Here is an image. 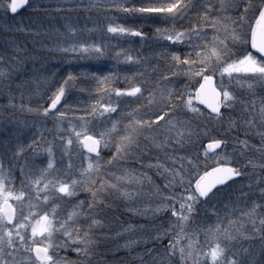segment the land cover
Returning a JSON list of instances; mask_svg holds the SVG:
<instances>
[{
  "label": "snow or ice",
  "instance_id": "obj_1",
  "mask_svg": "<svg viewBox=\"0 0 264 264\" xmlns=\"http://www.w3.org/2000/svg\"><path fill=\"white\" fill-rule=\"evenodd\" d=\"M0 19L25 37L0 42V121L53 124L0 140V264H264V0H0ZM108 58L152 73L75 71Z\"/></svg>",
  "mask_w": 264,
  "mask_h": 264
},
{
  "label": "rangeland",
  "instance_id": "obj_2",
  "mask_svg": "<svg viewBox=\"0 0 264 264\" xmlns=\"http://www.w3.org/2000/svg\"><path fill=\"white\" fill-rule=\"evenodd\" d=\"M26 11H27V13H24V14H21L19 17H17L16 19L17 20H20V18L21 17H23L24 18V21L27 23L28 22V18L31 16V15H33L32 14V12H31V9H26ZM192 14H195V11L193 10L191 13H190V15H192ZM186 22V21H185ZM3 23H4V21L2 20V19H0V24L1 25H3ZM9 23H11V21H9ZM81 26L83 27L84 26V24H85V21L84 20H81ZM87 26L89 27V28H92L93 27V24L89 21V22H87ZM147 30H150L151 31V29H147L146 28V31ZM151 34H152V32H151ZM89 35H92V36H95V38H97V39H99V36L96 34V33H90ZM109 35H111V34H109ZM211 36V32H210V30H209V37ZM138 43V45L140 46V48L142 47V45H141V43H140V41H139V38H133V37H128V38H124V37H121V38H119V39H112L111 41H110V43L112 44V45H116V44H118L119 43V45L120 46H122L123 48H126V47H128L129 46V48L128 49H130L131 47L130 46H132V44L133 43ZM159 43H164L163 41H160ZM177 47H180L181 49H182V47L183 46H177ZM117 50H119V49H117ZM143 50H144V55L145 56H148V55H150L151 53H150V49H148V48H146V47H144L143 48ZM58 59L59 58H57V59H55V60H53L52 61V65H50V66H52V67H62V66H68L67 64H62V63H59L58 62ZM121 59H123V58H121ZM85 61H81L80 62V64L82 63H84ZM89 63H92V61H88ZM105 62H107V63H109V66H111V70L114 72V73H117L118 75H119V77H120V79L119 80H117L116 81V86H118V87H120V85L123 83V82H125L124 81V76H131L134 72H136V71H144V73L147 75L148 73V70H149V68L147 67V66H143V67H140L139 69H137L135 66H130V65H128V64H124V63H117V61L115 60V59H112V58H108V59H105V60H103V61H101V62H96V61H94V64L92 65V66H94L95 68H99L100 67V65H101V63H105ZM39 64H36L35 65V67L36 68H38L37 66H38ZM40 67V66H39ZM32 68H33V65H32ZM110 68V67H109ZM152 70V69H151ZM183 79V81H184V83H188V81H187V78L186 77H184V76H180L179 77V79ZM218 78V77H217ZM179 84V83H178ZM177 84V85H178ZM176 85V86H177ZM198 85H196V87H197ZM121 88V87H120ZM125 88V87H124ZM189 91H191V92H193L194 93V91H195V89L194 88H190L189 89ZM84 96H86V95H84ZM87 97V96H86ZM82 98H83V96H82ZM114 99H115V97H113ZM87 99V98H86ZM0 101H2V98H0ZM34 101H35V98H34ZM27 102V101H26ZM77 115H82V113H77ZM113 115H116V114H113ZM115 117V116H114ZM17 118L20 120V121H22L24 124H27L28 126L27 127H24V126H21L20 128H17L16 127V125H14V124H9L10 125V130H12L13 132H14V130L15 131H18V132H22L23 133V137L22 138H29V137H31L34 133L37 135V137L39 136V133L40 132H44V134L47 136V138L49 139V140H51L52 139V134H50V133H48L47 131H45L46 129H52L53 128V124H52V121L51 120H49V121H47L46 123H44V124H40V125H36L35 127H32L31 125H32V122H33V120H34V117L32 116V115H30V114H27V113H17ZM69 118L70 119H72L73 120V122L74 123H76V124H78L79 122L78 121H76L75 120V118L72 116V114L70 113L69 114ZM90 126V125H89ZM61 127L62 128H67V121L63 124V125H61ZM79 130V129H78ZM6 132V134H9L10 132L9 131H5ZM9 135H11V134H9ZM69 147V150L70 151H72V152H75L76 151V145L74 144V145H72V146H68ZM106 153H107V150H106ZM60 155H61V153H60V150H59V148H57L56 150H55V159L58 161L59 160V158H60ZM41 158H44V157H41ZM74 159H75V157H74ZM76 163H79V160H76ZM86 165H87V162H85V164H84V166L86 167ZM137 167L139 168V165H137ZM141 171H143V169H140ZM143 202H146V199L144 200V201H140V200H137V204H141V203H143ZM24 209H25V211L27 212V201L25 202V205H24ZM236 216H234L233 215V219H235L236 217H238L239 215H240V213H239V211H237L236 213ZM142 219V218H141ZM143 220V219H142ZM140 223H144V220L143 221H141ZM225 223H227V221L225 220ZM201 242H203L204 241V237L203 236H201ZM245 246H247V244H245Z\"/></svg>",
  "mask_w": 264,
  "mask_h": 264
},
{
  "label": "trees",
  "instance_id": "obj_3",
  "mask_svg": "<svg viewBox=\"0 0 264 264\" xmlns=\"http://www.w3.org/2000/svg\"><path fill=\"white\" fill-rule=\"evenodd\" d=\"M24 13H27V11H26V9L24 10V11H22L21 13H20V15L21 14H24ZM33 14V13H32ZM191 16H195V14H192ZM0 26H2L1 24H0ZM147 32H148V34L149 35H151V31L150 30H147ZM15 36L16 37V39H18V40H24L25 39V37L23 36V35H21V34H19V33H14V32H3V31H0V42H2L3 41V39L7 36V37H11V36ZM29 39H31V37H29ZM39 39V38H38ZM120 47H122V46H120ZM131 48H130V50L133 52V54H135L136 52H138V51H141L142 50V47L140 48V46L138 45V43H133L132 44V46H130ZM123 48V47H122ZM129 48V46L128 47H126L125 49H128ZM142 54L144 55V50L142 51ZM53 60H55V59H53ZM52 60V61H53ZM52 61H51V63H50V65H52ZM94 64V61H92V63H89L88 61H85L83 64L81 63L80 65L81 66H74L75 67V71L76 72H81V73H83V72H85V71H90V70H96V71H103V72H107L108 70H111V66H109V63H107V62H105L104 64L103 63H101V65H100V67L99 68H95L94 66H92V65ZM39 66L40 65H38L37 67L39 68ZM59 67V66H58ZM110 67V68H109ZM60 69H61V73L62 74H64L66 71H71L72 70V68H70L69 66H62V67H59ZM32 70H33V68H32V64L31 63H28V64H26V65H24L23 66V69H22V72H21V78L22 79H26V78H28L29 77V75L32 73ZM49 71L51 72V71H55V67H52V66H50L49 67ZM112 71V70H111ZM113 72V71H112ZM140 72H144V71H140ZM148 74L147 75H151V73H152V70H151V68H149V70H148V72H147ZM45 75H47V73H45ZM146 75V76H147ZM179 81H181V83H179L178 85H177V87H179V88H184V81H183V79L181 78V79H179ZM38 83H39V86H40V88L41 89H43V88H45V87H47V85L46 84H44L43 83V78L41 77L40 78V80L38 81ZM127 85H126V83L125 82H123L121 85H120V87L123 89L124 87H126ZM36 87H37V83H33L32 85H31V90L32 91H35L36 90ZM190 89V88H189ZM188 89V90H189ZM86 96H83V98L82 99H85L86 100ZM0 103H3V100L2 101H0ZM195 103V102H194ZM34 104H35V101L33 100V106H34ZM198 106V105H197ZM115 115H113V117H114ZM95 124V122H92V124H90V126L89 127H93V125ZM108 127H111V125L109 124L108 125ZM5 131H9L10 133L9 134H11L13 131L12 130H10V125L7 123V122H3V121H0V140H3V139H5V138H8V137H10V135L9 134H6V132ZM15 131V130H14ZM243 138V137H242ZM205 143H207V141H205ZM105 154L107 155V153L105 152ZM84 193H81L80 194V198L81 199H83L84 198ZM234 216H236V214H234ZM120 220L121 221H124L125 223H127V222H129V221H131V222H133V223H136V224H140V222L141 221H143L141 218H139V217H133L130 213H128V214H125V215H121L120 216ZM118 226V225H117ZM73 256H74V254H73Z\"/></svg>",
  "mask_w": 264,
  "mask_h": 264
},
{
  "label": "water",
  "instance_id": "obj_4",
  "mask_svg": "<svg viewBox=\"0 0 264 264\" xmlns=\"http://www.w3.org/2000/svg\"><path fill=\"white\" fill-rule=\"evenodd\" d=\"M24 10H25V9H24ZM24 10H22V11H24ZM22 11H21V12H22ZM249 50L252 51L255 55L259 56V53H255V50L251 49L250 44H249ZM198 86H199V85H198ZM198 86H197V87H198ZM198 106H199V107H203L202 105H198Z\"/></svg>",
  "mask_w": 264,
  "mask_h": 264
}]
</instances>
